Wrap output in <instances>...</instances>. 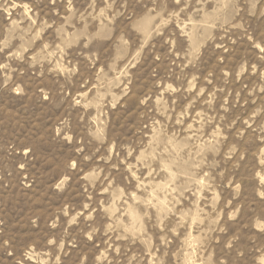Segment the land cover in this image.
Masks as SVG:
<instances>
[{"label": "rangeland", "instance_id": "1", "mask_svg": "<svg viewBox=\"0 0 264 264\" xmlns=\"http://www.w3.org/2000/svg\"><path fill=\"white\" fill-rule=\"evenodd\" d=\"M0 264H264V0H0Z\"/></svg>", "mask_w": 264, "mask_h": 264}]
</instances>
